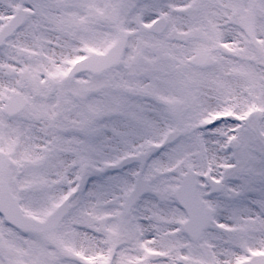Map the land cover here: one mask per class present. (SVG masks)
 I'll return each mask as SVG.
<instances>
[{"label": "snow or ice", "instance_id": "obj_1", "mask_svg": "<svg viewBox=\"0 0 264 264\" xmlns=\"http://www.w3.org/2000/svg\"><path fill=\"white\" fill-rule=\"evenodd\" d=\"M0 264H264V0H0Z\"/></svg>", "mask_w": 264, "mask_h": 264}]
</instances>
